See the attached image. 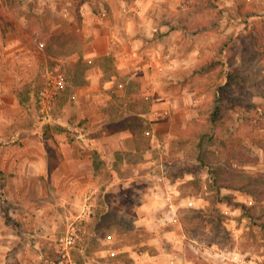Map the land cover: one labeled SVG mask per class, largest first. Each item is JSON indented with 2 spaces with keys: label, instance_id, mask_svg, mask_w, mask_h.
I'll use <instances>...</instances> for the list:
<instances>
[{
  "label": "rangeland",
  "instance_id": "374dc122",
  "mask_svg": "<svg viewBox=\"0 0 264 264\" xmlns=\"http://www.w3.org/2000/svg\"><path fill=\"white\" fill-rule=\"evenodd\" d=\"M83 1L0 0V264H131L126 246L152 231L137 209L156 173L174 182V223L155 231H178L180 246L166 249L196 262L218 248L264 255V0H189L212 49L174 96L197 114L173 107L158 124L142 78L89 55ZM140 119L149 133L129 129ZM201 162L245 188L218 191ZM157 198L154 211L167 205Z\"/></svg>",
  "mask_w": 264,
  "mask_h": 264
},
{
  "label": "crops",
  "instance_id": "0c3cea01",
  "mask_svg": "<svg viewBox=\"0 0 264 264\" xmlns=\"http://www.w3.org/2000/svg\"><path fill=\"white\" fill-rule=\"evenodd\" d=\"M188 2L189 0H85L81 5L83 30L91 37L88 42L89 55L110 54L115 64L114 76L136 75L142 78V90L153 101L154 112L151 111L149 116L151 120L156 119V124L165 117L172 118L174 112L171 114L170 108L173 107L184 108L182 113L185 121L197 114L196 108L187 106L189 102L184 97L174 95L178 88L180 90L179 85L185 88L184 76L193 74L197 62L205 58V55L210 56L212 23L210 20H203L201 25H196L194 19L186 18ZM203 17L205 19L206 14L203 13ZM184 88L180 91L184 92ZM155 175L159 181L149 183L142 204L137 209V224H145L152 231L147 239L126 246L128 250H132L134 261L131 264H264V255L259 251L255 252V259H246L235 247L228 251L218 247L217 250L209 249V253H215L220 259L199 262L188 259L183 253L173 254L166 249L165 245L180 246V239H176L178 231H155L162 223H174L175 204L170 192L174 182L162 174ZM157 197L163 198L161 200L167 205L154 211L152 205L153 201H159ZM149 215L159 219V222L145 223L144 220ZM137 244L143 249L138 252L130 249Z\"/></svg>",
  "mask_w": 264,
  "mask_h": 264
},
{
  "label": "trees",
  "instance_id": "16d2710c",
  "mask_svg": "<svg viewBox=\"0 0 264 264\" xmlns=\"http://www.w3.org/2000/svg\"><path fill=\"white\" fill-rule=\"evenodd\" d=\"M0 19H1V17H0ZM222 96H223V94H219V95H217L216 96V98H215V105H214V108L212 109V112H211V118L212 119H215V117L218 115V113L221 111V106H220V104H221V102H222V100H223V98H222ZM139 119V118H138ZM140 121V125H139V123H138V125H136V123L134 124V127L132 126V125H129V129L134 133V132H136V129L137 128H139L140 127V130H144V129H149L150 127H149V125H148V123H145L144 124V120L143 119H140L139 120ZM139 126V127H138ZM147 133H149L150 131L148 130V131H146ZM198 147L200 148L201 147V145L198 143ZM93 156L94 155H97V154H95L99 149L98 148H96V147H94L93 146ZM96 160L97 159H95V162H96ZM199 160L200 161H202V158L201 157H199ZM103 163V160H101V159H99L98 158V161H97V165H101ZM202 163V162H201ZM203 165H205V166H207L208 167V170H209V173L211 174V185L214 187V188H216L218 191L220 190V188H222V187H226V188H234V189H244L245 188V186L244 185H235V184H229V183H226L223 179H224V177H222V175H219L218 174V172H220L221 171V168L220 167H211L210 165H208L207 163H202ZM220 179H222L221 181H220ZM257 189V188H256ZM255 189V202H258V200L260 199H258V194H260V193H262V191L263 190H256ZM252 193H254L252 190H250ZM264 192V191H263ZM228 200H229V202H233V199L231 198V196H228V198H227ZM240 204H242V206H243V208H248V206L247 205H245V204H243V203H240ZM260 226H261V228H262V230H263V233H264V222H261L260 223Z\"/></svg>",
  "mask_w": 264,
  "mask_h": 264
},
{
  "label": "built area",
  "instance_id": "2783aa9c",
  "mask_svg": "<svg viewBox=\"0 0 264 264\" xmlns=\"http://www.w3.org/2000/svg\"><path fill=\"white\" fill-rule=\"evenodd\" d=\"M34 41L36 42V44L39 46V47H43L44 46V43L39 41L38 37L35 36L34 37ZM57 84L58 86L61 85V79L57 80ZM71 238V237H70ZM67 242H69V240L67 239Z\"/></svg>",
  "mask_w": 264,
  "mask_h": 264
}]
</instances>
